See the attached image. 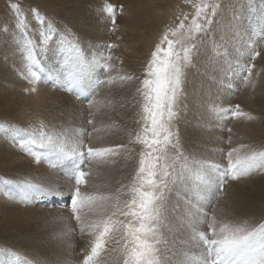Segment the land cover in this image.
Wrapping results in <instances>:
<instances>
[{
  "label": "bare ground",
  "instance_id": "1",
  "mask_svg": "<svg viewBox=\"0 0 264 264\" xmlns=\"http://www.w3.org/2000/svg\"><path fill=\"white\" fill-rule=\"evenodd\" d=\"M106 3L117 11L115 31L103 11ZM12 4L21 8L29 33L37 40L40 25L33 9L61 32L70 30L89 59L92 52L101 50L97 46L118 44V49L111 50L113 65L122 70L119 74L136 79L101 85L90 102L92 107L79 103L66 93L68 71L56 66L57 37L49 46L44 73L47 76V71L52 70L62 75L49 79V84L41 80L35 86L37 90L30 91L33 85L23 78L24 47ZM220 4L211 17L212 24L195 41L197 51L192 66L185 70L175 125L181 149L189 160L226 166L230 148L240 144L264 147V43L259 40L260 28L264 26V0H223ZM181 5L183 0H0V122L4 126L27 128L42 121L47 131L87 129L92 135L86 142L93 147L124 145L119 155L107 162L94 161L85 168L92 170L87 191L117 194L118 189L131 181L143 150L142 145L130 143L140 127L137 123L140 97L136 90L165 29L180 23ZM187 8L190 12L192 4ZM253 49L260 53L255 59H251ZM237 63L256 66L247 82L244 79L247 74L236 70ZM50 83H55L56 88ZM86 84L96 88L94 81ZM235 105L255 119H230L213 111L214 107ZM93 128L99 131L93 132ZM23 177L44 184L56 183L62 190L72 183L67 168H53L44 161L36 163L14 146L9 137L0 135V178ZM196 191L194 180L186 179L167 192L165 222L161 227L164 238L161 248L167 264H181L187 258L184 253L199 252L188 228L189 212H195L192 205L196 204ZM123 192H127V187ZM128 198L120 195L121 201ZM48 199L51 198L24 203L0 192V259H7L2 250L11 249L32 264H81L82 250L89 248L91 237L80 233L68 211L39 206L40 201ZM200 206L218 219L264 221V174L230 180L216 202L204 201ZM201 227L208 231L207 227ZM117 248L115 239L107 244L103 264H122Z\"/></svg>",
  "mask_w": 264,
  "mask_h": 264
},
{
  "label": "snow or ice",
  "instance_id": "2",
  "mask_svg": "<svg viewBox=\"0 0 264 264\" xmlns=\"http://www.w3.org/2000/svg\"><path fill=\"white\" fill-rule=\"evenodd\" d=\"M186 3H191L194 9L191 21L185 24L189 19L185 14L176 27H167L145 65L143 79L136 90L140 97L137 120L140 127L130 140V143L142 145L143 150L139 153L131 181L118 189L117 194L87 191L92 170L85 168L94 161L107 162L119 155L124 145L93 147L86 142L92 135L87 129L47 131L42 121L27 128L4 126L0 122V135L9 137L14 146L36 163L45 161L53 168H67L72 183L66 190L56 183L44 184L23 177L18 180L0 178V192L18 197L24 203L40 198L63 199L67 194L72 217L79 225L80 233L91 237L89 248L82 250L81 264H103L106 245L113 239L118 245L115 250L122 264H167L161 248L164 243L161 233L165 222L164 201L171 187L186 179L194 180L197 189L196 204L192 205L195 212H189L188 228L199 252L184 253L187 258L181 264H264V221L252 223L248 219H218L214 213L206 212L200 206L204 201L216 202L229 179L239 181L257 173L264 174V147L246 144L232 147L226 153V166L189 160L181 149L175 121L179 117L185 70L192 66V58L197 51L194 41L207 31L213 22L211 17L219 8L217 0H196L194 3L186 0ZM11 8L22 36L26 61L23 78L33 85L30 91L35 92V86L41 82V73L46 69L44 60L49 46L57 37L59 44L55 54L59 60L56 66L68 71V86L77 89L78 96L88 81H94L98 90L101 85L136 79L119 74L122 70L113 65L111 49L117 45L97 46L101 50L92 52L89 59L79 39L70 30L61 32L51 20L33 9L40 25L37 40L29 33L27 18L21 8L17 4H12ZM103 11L113 25L111 30L115 31L116 9L106 3ZM259 40L264 43V26L260 28ZM259 55V51L253 49L251 59ZM253 67L237 63L236 70L247 74L244 77L247 82ZM113 72L117 75H112ZM60 75L62 73L47 71L50 80ZM213 111L230 119H255L242 111L239 105L214 107ZM92 131L99 129L93 128ZM228 143H231V138ZM124 187H127L126 193L123 192ZM121 194L129 198L121 201ZM201 226L207 227L208 231H203ZM2 254L7 259H0V264H32L14 250L4 249Z\"/></svg>",
  "mask_w": 264,
  "mask_h": 264
},
{
  "label": "rangeland",
  "instance_id": "3",
  "mask_svg": "<svg viewBox=\"0 0 264 264\" xmlns=\"http://www.w3.org/2000/svg\"><path fill=\"white\" fill-rule=\"evenodd\" d=\"M221 1H223V0H221ZM221 1L220 0H217V2H218V4H219V8L221 7ZM194 2H196V0H193V3ZM191 3H186V0H183V6L181 7V15H182V17H181V20L183 19V17H184V15L185 14H187L188 15V17H189V19L188 20H186L185 21V24H188L190 21H191V18H192V14L194 13V9H193V7L191 8V11L189 12V9L187 8V6L189 7V5H190ZM202 22V21H201ZM178 23V22H177ZM194 43H196L195 41H194ZM106 45H108V44H106ZM116 45V44H115ZM118 47H119V45L117 44V46L113 49H111V50H116V49H118Z\"/></svg>",
  "mask_w": 264,
  "mask_h": 264
}]
</instances>
